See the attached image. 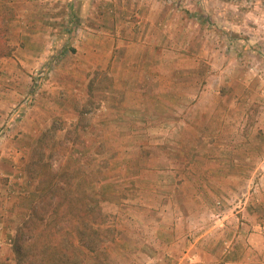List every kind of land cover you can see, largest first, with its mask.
Instances as JSON below:
<instances>
[{
    "label": "rangeland",
    "instance_id": "rangeland-1",
    "mask_svg": "<svg viewBox=\"0 0 264 264\" xmlns=\"http://www.w3.org/2000/svg\"><path fill=\"white\" fill-rule=\"evenodd\" d=\"M0 33L12 49L0 69L19 71L0 76L7 264L33 208L67 232L80 264L253 255L245 242L264 229V0H0ZM103 55L127 62L103 67ZM66 194L95 196L112 238L86 251L69 212L49 215Z\"/></svg>",
    "mask_w": 264,
    "mask_h": 264
},
{
    "label": "trees",
    "instance_id": "trees-1",
    "mask_svg": "<svg viewBox=\"0 0 264 264\" xmlns=\"http://www.w3.org/2000/svg\"><path fill=\"white\" fill-rule=\"evenodd\" d=\"M11 51L12 49L7 46L5 39L1 38L0 33V58L9 57ZM61 190L62 188L55 186L50 196ZM95 199V196L90 198L87 195L83 201L79 199L74 201L71 196L66 194L63 198L57 199V202L49 203V215H53L55 219L60 217V215L65 217V214L69 212L71 220L76 221L78 224L80 223V229H76L80 234V243L89 252L94 251L99 244L112 238L114 233L113 228L106 225L102 219V211ZM78 204H80L79 210L76 207ZM62 208L64 212H62L63 210L61 211ZM36 209L38 208H33L30 217L22 226V230L24 229L29 233L26 243L20 242V239H16L13 243L16 264H42L46 262L49 264H60L58 254L66 257L65 264H80L83 256L82 251L72 243H69L67 232L65 235L62 229L57 230L55 228L54 218L49 222L42 223L44 219ZM55 234L61 236V240L56 239ZM31 250L34 251L35 256L39 259H33V256L29 254L32 253Z\"/></svg>",
    "mask_w": 264,
    "mask_h": 264
},
{
    "label": "crops",
    "instance_id": "crops-1",
    "mask_svg": "<svg viewBox=\"0 0 264 264\" xmlns=\"http://www.w3.org/2000/svg\"><path fill=\"white\" fill-rule=\"evenodd\" d=\"M24 34V33H22ZM19 47V46H17ZM16 47L15 52L16 55L20 56V55H24L25 53H21V50H18V48ZM25 50V49H22ZM26 51V50H25ZM108 56V55H103L100 60L98 61L99 64H101L103 67H114L115 64H117V66L115 67H121L120 64H122V62H127L126 60L122 61V62H117L115 63V58L114 60H112V62L109 61H103L104 57ZM19 64L20 66H22L21 68H27L28 65L25 63H22L20 60ZM17 65V62L15 63ZM162 65V63H160ZM10 65V63L8 64ZM125 67V66H124ZM126 67H131V65L128 63V65ZM146 67H148V65H146ZM1 74L0 76L2 77L3 73H6L8 71L10 72H15L16 74L19 72L18 70H15L14 67H12V65H10L9 67H1ZM5 72H2L4 71ZM28 70V69H27ZM7 80V79H6ZM12 80V79H10ZM0 100H2L0 98ZM3 101V100H2ZM0 101V103H4L6 104V100L5 101ZM2 109V114L0 112V122L2 121V119H5V114L3 113ZM0 145H2V143L0 142ZM7 145H2V150L0 152V161L1 160H6V156L7 154H5V148ZM8 215H4L2 210L0 209V264H7L12 260V254H11V249H10V235L7 231L3 230V224H6L7 226H10L12 229V223H9V219H8ZM254 226V225H253ZM256 226V225H255ZM250 227H252L250 225ZM255 230H257L256 228H254ZM252 228V230H254ZM259 231V230H258ZM258 233H252L249 235V239L245 242V248L247 249L248 252L253 253V255L249 256V257H244L241 258L240 261L238 262H229V264H264V229H261L260 234ZM3 241V242H2Z\"/></svg>",
    "mask_w": 264,
    "mask_h": 264
}]
</instances>
